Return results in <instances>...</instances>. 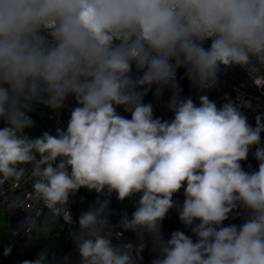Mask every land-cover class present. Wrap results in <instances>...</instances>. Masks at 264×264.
<instances>
[{"label": "clouds", "instance_id": "9594fccd", "mask_svg": "<svg viewBox=\"0 0 264 264\" xmlns=\"http://www.w3.org/2000/svg\"><path fill=\"white\" fill-rule=\"evenodd\" d=\"M222 66L264 87V0H0V191L31 182L10 205L33 212L25 232L51 240L59 220L72 225L69 198L86 188L133 200L134 211L116 226L108 199L81 212L70 232L79 264H137L145 235L152 264H264L262 117L250 125L241 97L218 107L201 95L197 105L176 81L183 68L190 84L211 89ZM153 87L156 98L170 91L171 120L143 102ZM69 96L78 106L66 129L31 137L34 107L59 112ZM253 147L258 169L249 172L242 162ZM172 209L191 236L163 238ZM241 210L243 222L225 226ZM125 231L139 243L114 242ZM21 264L68 257L44 249Z\"/></svg>", "mask_w": 264, "mask_h": 264}, {"label": "built area", "instance_id": "2783aa9c", "mask_svg": "<svg viewBox=\"0 0 264 264\" xmlns=\"http://www.w3.org/2000/svg\"><path fill=\"white\" fill-rule=\"evenodd\" d=\"M207 46L209 45L206 44L205 47ZM133 75H137L134 67ZM176 81L181 89V98L191 97L192 100L199 105V97L201 95H207L211 101L215 102L217 106L220 107L228 102L227 98H230L239 106L237 97H241L243 100L250 102V107L240 108L243 114L247 117L248 123L255 127L256 117L258 115L262 117V122H264V87H257L248 70L240 66L227 68L222 66L221 72L219 73V82L211 89L201 90L194 87L185 76V70L183 68L177 70ZM154 91L155 88L153 87V89L144 97L143 102L152 103L155 117H159L162 120H171L173 114L167 107L171 96L170 91L166 89L163 95L159 98L154 97ZM77 106L74 97L69 96L65 102V106L59 112L46 109L42 106H36L29 115L32 119L37 121L42 134L45 131H48L55 135L57 127L66 129L71 111ZM117 111L120 115L129 119L131 118L130 114L125 112L122 107H118ZM261 145L264 146V133L261 134ZM254 152L255 148L253 147L249 153L247 161L242 162V167L246 171L251 172L258 169V162L254 158ZM30 183V181L9 182L3 186V191H0V211L4 213L7 219L11 234L13 231H17V234L12 235V237L15 244L19 247L21 255L20 258L18 257L19 260L23 258V255L24 259L27 260L28 255L30 256L33 254L42 243L41 238H36L35 232H33L31 237L25 232L27 223L26 218L33 215V212L23 206H10L13 199L22 197L31 191ZM69 199V207L71 209L74 223L72 225H67L61 219L58 221L57 226L52 233L56 236L59 242V247L54 253L56 258L61 260L63 257H68V264H79V255L70 238V232L78 230V224L76 221H78L81 212L87 211L96 200L108 199L110 201L108 208L109 220L112 226H116L119 224L121 217L125 213L131 218V213L134 211V208L127 210L123 207L124 205H130L133 203L132 200L121 202L116 198L115 193H112L110 196L106 193L101 195L94 190L89 191L86 188H81L76 195L70 196ZM173 199L177 206L182 205L184 201L183 190L176 193ZM27 203L32 207L35 206L32 205L30 201ZM229 220V224H236L239 226L244 220L243 211L241 210L239 216H236V214L233 213ZM176 230L183 231L190 236L192 235L190 230L185 228V226L179 221L177 210L172 209L168 212L162 222L161 234L164 239H167ZM116 231H120V229L116 228ZM192 238L195 239V237ZM114 242L121 244L131 242L133 245H136L139 243L138 234L133 231H125L123 236ZM143 242L145 248L141 253L142 259L138 260L137 264H152L157 253L153 251L151 238L148 235H145Z\"/></svg>", "mask_w": 264, "mask_h": 264}, {"label": "rangeland", "instance_id": "374dc122", "mask_svg": "<svg viewBox=\"0 0 264 264\" xmlns=\"http://www.w3.org/2000/svg\"><path fill=\"white\" fill-rule=\"evenodd\" d=\"M33 121L35 122L34 127L28 130V134L34 138V137L42 135V131L37 121L35 119H33ZM229 223H230V220H227L224 222L225 226L228 225ZM41 239H42V243L38 246L37 250L34 251L33 254H31L30 256L28 255L27 260L36 259L38 252L44 249H49L52 253H55V251L58 249L59 242L54 234H51V240L44 239V238H41ZM12 240H13V237L8 227L7 219L4 213L0 211V248L8 245Z\"/></svg>", "mask_w": 264, "mask_h": 264}, {"label": "trees", "instance_id": "16d2710c", "mask_svg": "<svg viewBox=\"0 0 264 264\" xmlns=\"http://www.w3.org/2000/svg\"><path fill=\"white\" fill-rule=\"evenodd\" d=\"M0 127H3V123L0 122ZM138 198V197H137ZM136 199V198H134ZM133 201V200H132ZM125 209L130 210L134 208L133 203L130 205H124L123 206ZM11 245V252L9 255L5 256L4 255V250L7 246ZM21 257L20 252H19V247L15 244V242L12 240L8 245L5 247L0 248V264H21L22 261H24V255L21 260L19 258Z\"/></svg>", "mask_w": 264, "mask_h": 264}]
</instances>
